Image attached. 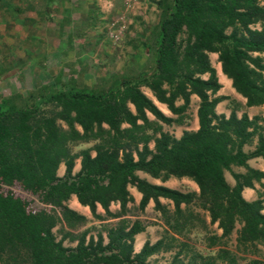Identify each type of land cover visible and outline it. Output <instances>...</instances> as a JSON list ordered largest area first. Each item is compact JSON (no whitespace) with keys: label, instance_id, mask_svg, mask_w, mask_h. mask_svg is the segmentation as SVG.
<instances>
[{"label":"trees","instance_id":"trees-1","mask_svg":"<svg viewBox=\"0 0 264 264\" xmlns=\"http://www.w3.org/2000/svg\"><path fill=\"white\" fill-rule=\"evenodd\" d=\"M3 5H8L6 0H0ZM155 6L151 70L116 78L100 89L69 83L61 88L44 86L23 97L0 95V264H149L147 257L159 250L162 240L144 241L133 252V236L143 225L121 216L132 199L129 185L140 193V209L151 199L163 211L159 197L166 198L177 221L183 213L180 204L195 199L207 211L210 223L220 229L218 238L228 236L239 222L238 245L264 239L263 199L248 201L241 195L243 187H252V180L264 178L263 172L246 164L254 156L264 161V125L257 124L264 122V116L248 119L245 114L237 118L233 112L228 117L215 112L223 97L215 95L220 85L208 58L210 52L217 54L222 73L246 99V106L264 105V57L260 55L264 53V5L259 0H158ZM14 11L20 13V8ZM255 23L260 27L254 28ZM140 87L148 88L177 117L188 106L190 95H195L197 128L183 129L177 138L161 130L158 121L175 119L165 116ZM178 99L181 103L175 104ZM255 134V146L244 152L242 146ZM90 141L91 146L71 151V145ZM77 157L79 168L72 173ZM60 163L64 169L58 176ZM232 165L243 166L244 172L231 171ZM225 170L234 180L232 186L224 178ZM136 171L161 182L187 177L197 193L151 183ZM14 183L36 194L45 207L28 210L22 198L1 190ZM71 194L93 217L98 216L96 205L106 215L119 217L104 227L105 243L100 232L86 239L88 229L71 235V230L87 222L66 204ZM110 202L118 203V212L109 211ZM56 225L65 230L59 238L52 231ZM64 239L75 244L64 245ZM216 260L238 264L227 250L215 255L193 252L186 261L176 252L167 264H215Z\"/></svg>","mask_w":264,"mask_h":264},{"label":"rangeland","instance_id":"rangeland-1","mask_svg":"<svg viewBox=\"0 0 264 264\" xmlns=\"http://www.w3.org/2000/svg\"><path fill=\"white\" fill-rule=\"evenodd\" d=\"M113 1L111 0L109 4H106L108 6L105 10L109 12L100 19L103 22L102 25L95 27L99 36L94 38L96 35L91 34L93 31L86 29V25L95 21L91 15L93 13L92 8L89 9L90 11H78L82 16L86 15L85 19L82 17L75 20L69 17V19L64 18L61 22V20L50 16L49 19L54 25L47 21L46 29L43 26L39 29L34 28L30 32L28 30L30 12L27 11V5L18 0H6L8 5L0 6V95L4 97L11 95L23 97L28 92L41 90L44 86L55 85L61 88L69 83L85 84L94 89L106 88L112 80L128 76L131 71L127 63H132L135 57L140 61V56L147 53L149 58L151 55L153 58L152 47L154 41L151 39L148 40V51H143L144 47L138 53L130 51L135 47L138 49V46L144 43L141 39L142 34L138 36L140 34L139 27H141V31H144L157 20L158 10L155 2L158 0H150L151 3L147 6L148 20L143 17V13L145 14L143 6L148 3V0ZM259 2L264 5V0H259ZM53 6L54 4L50 5L48 2L47 9L49 10ZM16 7L20 8V13L14 11ZM141 10L142 13H140ZM118 15L123 17L124 27L118 39L114 40V38L108 36L107 28L109 23L111 24ZM72 16H75V14H72ZM70 21L72 22L70 23ZM146 21L150 25L145 28L143 24H146ZM118 23L119 20L117 23L111 24V28L116 29ZM68 24L69 26L65 27ZM54 26H61L63 30L61 31L60 27ZM253 27L259 28L260 25L255 23ZM42 29L45 31L44 36L42 35ZM34 34L39 39L32 36ZM39 35H42V38ZM149 58L145 59V64L141 70H151L152 65L148 66V64H151ZM209 62L211 65H220L216 53H214L213 59H209ZM140 89L142 92L148 93L145 87H140ZM193 99L191 102L189 100L188 106L178 117L176 114L167 111V115L172 119L174 118L175 121L170 123L158 121L161 130L166 131L173 137L176 136L175 138L179 137L183 130V124L191 125V120L194 117L193 112L198 103V98L193 96ZM178 101L181 103L180 99ZM128 107L133 109L131 104H128ZM147 117L153 119L150 114ZM61 124L65 127L62 122ZM122 126H125V124H122ZM92 143V141L76 143L71 145V151L78 152L80 149L91 146ZM152 146L150 140L148 147L152 148ZM90 152L93 153L92 150ZM77 158L79 159V157ZM77 158L74 159L72 171L76 169L74 167L78 161ZM140 177L142 176L140 175ZM143 178H150V176ZM160 182L159 179L154 180L156 184H161ZM164 183L166 186L182 192L194 191L193 187H195V183L187 177H169ZM6 189L22 198L26 202L28 210L36 211L45 207L38 200L36 194L25 191L17 183L12 184L9 188L1 186V190L5 191ZM127 189L132 199L126 203L121 216L130 221L137 220L143 225V230L138 233L141 235L139 238L141 241L153 243L157 239L162 240L159 250L147 257L149 264H167L176 252L179 253V258L186 261L193 252L201 255H215L218 250L230 251L238 264H249L252 260H255L256 264H264V239L255 242L253 245L243 247L238 245L236 234L241 223L235 222L234 228L228 236L218 238L220 229L216 227L215 222L210 223L207 211L200 207L197 200H192L186 206L183 203L180 204L183 213L180 219L174 221L173 206L169 199L159 197V202L164 206L163 211L155 208L151 199L143 209H140L137 206L139 198L134 194L136 189L130 185ZM195 192L197 193V191ZM256 198H262L264 205L263 183L262 185L259 183V187L255 190L254 199ZM66 204L68 205V200ZM108 209L112 213L118 212V203L110 202ZM95 211L98 216L93 217L88 212L87 222L71 230V235L78 234L81 229H88L85 235L86 239L88 235L95 237L98 232L101 233L104 239V227L116 223L119 217L114 218L106 215L99 205H96ZM261 212L264 213V208ZM52 231L59 238L65 230H62L60 225H56ZM63 244L73 246L75 240L64 239ZM215 264H221V262L216 260Z\"/></svg>","mask_w":264,"mask_h":264},{"label":"crops","instance_id":"crops-1","mask_svg":"<svg viewBox=\"0 0 264 264\" xmlns=\"http://www.w3.org/2000/svg\"><path fill=\"white\" fill-rule=\"evenodd\" d=\"M110 1L111 0H25V3L28 6L27 11L30 12V14H29L30 22L28 23V30L31 32V31L34 30V28L39 29V28H41L43 26L46 29L47 21L50 22L52 25H54L52 23V21L49 19L50 16L54 17L57 20L58 19L61 20V22H62V20L64 18L69 19V17H70V19L73 18L75 20L76 19H81L82 17H83V19H85L86 15L82 16V14L79 13L78 11L84 12V11H87V10L92 8V12L93 13L91 15H92V19L95 20V21L92 24L86 25V29H88L89 31H93V33H91V34L96 35V36H94V38H98L99 35L97 34V32L95 30V27H99V26L102 25L103 22L100 19L103 16H106L107 12H109V11H106L105 9L108 6L106 4H109ZM122 1H124V0H121L120 2H122ZM48 2L50 3V5L54 4V6L51 9H49V10L47 9ZM112 2H114V1L112 0ZM125 2H127V0H125ZM129 2H130V0H129ZM150 3H151V1L148 0V3L147 4L145 3V5L143 6V8H145V10L143 11V12H145V14L143 13V17H144L145 20H148V15L146 14V8H147L148 4H150ZM120 6H122V5H120ZM150 8H153V7H150ZM140 13H142V10H141ZM72 14H75V16H72ZM118 20H119L118 27L116 29H112L111 28V24H115V22L117 23ZM33 21H36V22H33ZM71 22L72 21H70V23ZM147 23L148 22L146 21V24H143V27L146 28L147 26L150 25V23H148V25H147ZM156 23H157V20L154 21L152 26L150 25L149 28L145 29L144 31H141V27H139L140 34H138V36L142 34L141 35V39L143 40L144 43L141 46H138V49H137V47H135V49L131 50L130 52L138 53V52L142 51L143 47H144L143 51H148L149 50V48H148L149 47L148 40L151 39L152 41H154L155 37H156V34H157ZM69 24L65 25V27H68ZM111 24L109 23L108 28H107L108 36L109 37L111 36L112 38H114V40H116L120 36L121 30L124 27V19H123V17H120V15H118L116 18L113 19ZM82 26L84 27V25H82ZM54 27H60L61 31H62L63 27H64V24H63V27H61V26H54ZM44 33H45V31H44V29H42V35ZM54 33H56V32H54ZM42 35H39V37L42 38ZM134 35H136V33H134ZM32 36H36V35L34 34ZM151 46H152V44H151ZM152 48H154V42H153V47ZM261 55L264 57V53H261ZM208 57H209V59H211V58L213 59L214 58V53L213 52L208 53ZM146 58H149L147 56V53H145L144 55L140 56V61H138V59H136V57H135V59L137 61L134 59V60H132V63H129V64L127 63V66L130 67V71H131V72H129V75L133 74V73H136L138 71H141V68L145 64V59ZM149 59H150L151 64H148V66H150V65L153 66L152 55L150 56ZM212 66L214 67L215 75H216L217 81H218V83L220 85L218 90L216 91L215 95H221L223 97L220 101H218L216 103V105L214 107V110H215V112L217 114H222L224 117H228L230 112H233L237 118L240 117L241 114H245L248 119H250L251 117H254V116H261V117L264 116V110H263L264 105L263 104L246 106L245 105V100L246 99L243 96H241L240 94H238L234 90V88L231 85L230 78H228L226 75H224L222 73V71L220 69V65L218 64V65H212ZM205 77H206V75L203 76V78H205ZM146 89H147L148 93H146V92H143V93L149 99L152 100V102L156 105V107L165 116H168L167 113H166L168 111V109L166 108L165 104L156 101L154 96L148 90V88H146ZM193 96H195V95H193V94L190 95V97H189L190 98L189 99L190 102L194 100ZM178 100L175 101V104H180V102ZM196 107H197V105H196ZM196 107H195V111H196ZM130 110L133 111L132 108ZM195 111L193 112L194 113V117L191 120V125H189V124L187 125L185 123V124H183L184 125L183 129L194 130V129L197 128V118H196ZM148 114L149 113H147V116H148ZM257 124L263 126L264 122L259 120L257 122ZM261 133L264 136V129L262 130ZM256 138H257V134H255L252 137V139H251V141L249 143L244 144L242 146V150L244 152H248V151L252 150L253 147L255 146ZM91 155H93V153H91ZM246 164L249 167H251L253 169H256V170H259V171L264 173V161L262 160L261 157L254 156V157L248 158L246 160ZM78 168H79V159H78L77 163L75 164V167H74L75 170L72 171V173H75L78 170ZM231 171H233V172H244V167L243 166H234V165H232L231 166ZM136 173L137 174L139 173L142 177L148 176L146 173H144L142 171H136ZM56 174L58 176H61L63 174V165L62 164L58 165V167L56 169ZM224 178H225L226 182L230 186H232L234 184V180L231 177L229 171H227V170L224 171ZM146 179L148 181H150L151 183L152 182L154 183V180H155V178H152V177L146 178ZM164 182H160V183L162 185H165ZM260 182L264 184V178H260L259 181L252 180V187H243L242 190H241L242 197L245 200H248V201L253 200L254 199L255 190L259 187V183ZM193 190L197 191L196 185H195V187H193ZM135 192H136V193H134L135 196L139 198L140 197V193L137 192L136 190H135ZM68 207L73 209V210H75L76 212L84 215L85 218H88V215H87L88 212H89L88 207L84 206V205H81L77 201L75 195H73V194H71L69 196V198H68ZM140 236L141 235L138 234V233L134 235V240L132 242V250H133V252H137L139 250V248L141 247V245H142L143 241H141L139 239ZM106 240H107L106 237H104L102 242L105 243Z\"/></svg>","mask_w":264,"mask_h":264}]
</instances>
